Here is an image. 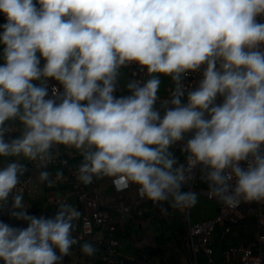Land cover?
I'll return each mask as SVG.
<instances>
[{"label": "clouds", "instance_id": "clouds-1", "mask_svg": "<svg viewBox=\"0 0 264 264\" xmlns=\"http://www.w3.org/2000/svg\"><path fill=\"white\" fill-rule=\"evenodd\" d=\"M0 14V157L13 158L0 168V207L11 197V215L27 222L0 221L3 264H63L79 243L77 208L37 217L25 205L21 160L51 187L63 178L48 171L58 146L81 156L82 184L135 185L165 215V204L197 202V171L229 208L264 203V0H0ZM133 64L148 78L115 96ZM197 72L198 85H185ZM161 76L174 85L163 100Z\"/></svg>", "mask_w": 264, "mask_h": 264}, {"label": "crops", "instance_id": "crops-1", "mask_svg": "<svg viewBox=\"0 0 264 264\" xmlns=\"http://www.w3.org/2000/svg\"><path fill=\"white\" fill-rule=\"evenodd\" d=\"M128 80V68L121 69L117 88L125 86ZM163 91L162 88L159 93L162 94ZM129 94L127 90L125 95ZM61 147L64 150V157L68 158L70 164L75 165L81 162L82 158L76 150L66 149L64 146ZM172 151L178 158H184L178 145L174 146ZM57 170L63 171V178L54 182L49 187L47 184L39 182L38 175L41 169L38 167L35 169L32 191L24 195L25 205L28 207L27 212L30 215L37 217L54 216L58 210V200L71 189L70 176L66 168L62 166L48 167V171L52 173L51 179L55 181ZM86 188L90 192L94 188H98L101 191L102 202L100 207L110 211V224L115 227L114 230H106L105 233L107 236H114L120 240L121 245L117 249V257L132 264H241L239 258L225 259L222 255L223 250L237 243L249 245L256 238L257 226L255 214L240 212L238 214V222L232 226L230 232H224V227L227 223H222L217 226L212 235L215 263H210L205 254L199 255L197 263H195L184 239V227L188 217V209L190 210V218L192 220L191 207L178 211L165 204V207H168V212L166 215L162 214L160 208L151 201L140 199L136 186L123 192H118L108 178L94 180ZM206 189H208L207 184L201 181L197 185L196 191L199 190L204 195L202 191ZM184 190L188 189L185 187ZM69 203L71 205H78L81 212H85L84 205L74 197L70 198ZM116 203L128 205L131 208L133 216H120L116 214L112 209ZM5 208L6 206L0 207V221L12 227H27L26 221L17 220L11 215L12 208ZM218 208L216 212H218ZM211 218L213 217H209L208 219ZM195 221H199V219ZM80 227V220L75 221L72 235L78 232ZM97 231H100L99 228H97ZM85 241L91 242L97 249L94 256L89 257L81 252L80 245ZM104 253H106V249L103 244L86 239L72 247L71 254L64 257L63 264H102L101 258ZM57 254H59L58 250ZM0 264H3L2 260H0Z\"/></svg>", "mask_w": 264, "mask_h": 264}, {"label": "built area", "instance_id": "built-area-1", "mask_svg": "<svg viewBox=\"0 0 264 264\" xmlns=\"http://www.w3.org/2000/svg\"><path fill=\"white\" fill-rule=\"evenodd\" d=\"M43 63V61H42ZM129 70V80H146L148 77L146 75V69L141 71L138 65H130ZM135 73V75H133ZM201 79V73H189L184 79L185 85L195 88L198 85L199 80ZM123 87L117 88V91L114 93L115 96H125L127 91V84ZM57 82L51 81L50 87ZM174 87L171 78L168 77V80L163 86V93L158 94L161 100L169 98L170 91ZM51 94V93H50ZM186 102V96H185ZM217 102H222V98L218 97ZM160 101L157 102L156 107L159 108ZM179 146V145H178ZM59 147V154L56 155V158L48 167H59L62 166L67 169V172L70 176L71 189L58 200V206L62 203H69L71 197H74L78 202L82 203L85 207V212H81L78 205H72L77 208L82 216L80 219L81 227L78 232H76L73 237L76 238L80 244L82 241L89 239L103 244L106 249V253L102 255V264H132L124 259H119L117 257V249L120 247L121 242L118 238L114 236H107L106 230H114L115 227L110 224L111 213L107 209L100 207L101 191L98 188H94L90 192L86 185L79 182L76 178V169L79 163L75 165L70 164L68 158L64 157V150L61 146ZM180 147V146H179ZM180 162H183L184 158H179ZM8 161H3L0 163V168L6 166ZM22 163L27 165L28 171L21 178L22 186L24 187V195L30 193L33 187V181L35 178L34 171L37 168L36 164L30 161L21 160ZM200 173L197 171L196 178L191 182V190L196 191L197 185L201 182ZM135 187V185H130L128 188L123 190H118V192H123ZM189 190V186H186ZM137 189V186H136ZM207 191L203 190L204 195L209 199ZM141 199V198H140ZM145 200V199H142ZM71 205V204H70ZM11 208V197L9 204L6 205L5 209ZM113 211L120 216H133L131 208L123 203H116L112 207ZM244 212L246 214L254 213L256 216V226L257 234L256 238L249 244L245 245L243 243H237L229 246L224 249L222 255L225 259H234L239 258L241 264H264V203L261 202H252V203H241L237 208H229L228 206L220 203L217 214L206 220L192 221L190 218V210L188 209V217L185 221L184 227V239L187 243L190 253L192 254L195 263H197L198 257L201 254H205L208 257L210 263H215L213 257V248H212V235L216 230L217 226L222 223H227L224 227V232L228 233L231 231V228L234 224L238 222V214ZM99 228L100 231H97Z\"/></svg>", "mask_w": 264, "mask_h": 264}, {"label": "rangeland", "instance_id": "rangeland-1", "mask_svg": "<svg viewBox=\"0 0 264 264\" xmlns=\"http://www.w3.org/2000/svg\"><path fill=\"white\" fill-rule=\"evenodd\" d=\"M161 78V87L160 91L163 88V85L165 84V81L168 80V78L165 80L164 76ZM161 94V93H158ZM199 193L197 202L191 206L192 210V220H206L209 217H214L216 215V209L219 206V201L217 199L215 200H209L207 199L199 190L196 191Z\"/></svg>", "mask_w": 264, "mask_h": 264}, {"label": "trees", "instance_id": "trees-1", "mask_svg": "<svg viewBox=\"0 0 264 264\" xmlns=\"http://www.w3.org/2000/svg\"><path fill=\"white\" fill-rule=\"evenodd\" d=\"M4 22H5V18L3 16V14H0V24H2ZM2 51H3V46H0V57H2ZM0 63H3L2 58H0ZM161 77H163V76H161ZM164 78L166 80L168 77H164ZM12 159L13 158H2V157H0V163L3 162V161L12 160Z\"/></svg>", "mask_w": 264, "mask_h": 264}]
</instances>
